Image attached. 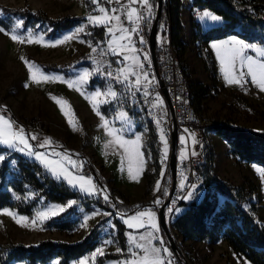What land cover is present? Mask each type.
<instances>
[{"label": "rangeland", "instance_id": "374dc122", "mask_svg": "<svg viewBox=\"0 0 264 264\" xmlns=\"http://www.w3.org/2000/svg\"><path fill=\"white\" fill-rule=\"evenodd\" d=\"M87 1L88 0H0V18L5 15L1 9V5L24 6L25 4L32 8L43 9L52 17L67 14H84L87 17L90 15H102L99 13V8L103 7V2L106 0H99L98 4L93 3L92 0H90V3ZM18 24L20 25L19 27H17ZM89 24L93 25L89 23L88 20H85L58 33H53L51 26L40 22L24 25L22 19L17 17L13 19L12 26L9 29L0 25V29L5 30L0 31V104H4L8 107L1 115L4 116L5 119L13 122L17 130H23V127L28 125L31 128L42 131L43 134H48L46 132H53L55 126L58 128L63 127V118L71 120V116H74L75 121H77L80 112L85 111L84 108L87 104L86 98L88 92L93 87V83L96 81L109 82L107 79L108 66L116 63L115 55H112L111 52L108 51V47H106V38L108 37L106 34L98 42L92 40L90 37L91 28ZM13 29H15V34L18 36L29 38V34H31V39H39L41 42L19 43L18 41H13L11 39V30ZM78 29H83V31H77ZM65 37L71 38L65 40ZM261 47L264 48V45ZM93 49H96V51H93ZM193 53L196 60L200 59L195 49ZM22 57L24 58L23 60L21 59ZM195 59L193 62L196 61ZM25 60L40 66L43 74L57 77V79L49 82L41 81L39 84L35 83L30 79V73L24 62ZM70 61H72L73 64H67L62 71L54 69L45 70L43 67L45 63H65ZM204 69L206 70L205 67ZM85 72L90 73L86 82L80 83L79 85L74 83V86L71 88L68 86L69 81L76 82L80 80ZM210 73L213 80L214 74H212L211 71ZM215 90V96L213 94L209 99L208 109L206 107L203 113L198 114L199 116H205L207 122L209 121L210 123L228 118L231 120L232 124L236 126L255 131H264V91L254 87L253 90L249 89V93L247 94H243V92L239 94L238 91L230 92L228 90H224L221 94H218L216 93L218 92L217 88ZM57 100H59L60 103H57ZM108 107L109 105L106 106V110H110ZM133 124L132 121H118L117 123H109V127L113 130L123 129L121 135L125 140L134 141L136 136H140V144L143 145L144 136H148V128L144 126L142 129L138 130L133 128ZM184 128L186 132L183 131V134L180 135V139L185 140L187 149V139L189 138V144L192 148L195 146V142L199 136L196 134L193 126L186 125ZM23 133L35 152L46 153L48 157H52L54 152H58L46 151L44 148L34 147L24 130ZM126 133H129L130 136H127ZM204 135L205 134H203V136ZM99 136L103 151L110 156L113 161L122 163L124 153L127 155L124 148H120L119 145L115 144L105 147L106 143L112 139V137L107 135L105 129L99 133ZM216 137V139L212 140V143L208 141L215 152L213 171L221 178H229L238 185L246 178L255 181L258 186L256 198L258 203L257 215L258 219L264 222V178H262L264 177V168L255 162H248L231 156L227 141L221 136ZM47 140H49V136L45 137L44 135L43 140H40V145L44 144ZM0 145L5 147V149L0 152V155L4 157L10 153L17 152L37 160L35 156H29L27 151L22 152L18 148H9L2 143H0ZM20 147L23 146L21 145ZM126 147L128 149L132 147L133 151L135 148L134 145H127ZM184 150L181 152L184 153ZM139 151L141 157H136L134 152H132V159L129 157L132 168H134L136 172H138L139 166L141 165L140 159L142 158L144 163L147 158L144 147H140ZM58 154H60V159H62V157L64 158V153ZM70 157L71 158L65 161L64 166H66L73 175H83L86 178H91L95 186V192H99L103 197L107 196L110 200L112 209L94 207L91 210H87L74 199H70L69 202L64 204L61 202L44 201V198L40 199L33 214L30 216L12 208H0V241L7 242L12 240L29 244L38 243L45 238H51L53 240L75 242L81 240L95 223L100 222V239L103 237L112 241L108 248H103V252H119L117 249L121 250L115 239L117 227L113 222V218L115 215L122 218L125 214L118 213L115 210V197L110 196L111 190L107 187L102 173L98 170L96 171V176L90 163L82 154ZM73 162H75L76 165H82V167H73ZM15 164L16 159L11 158L10 166L14 167ZM86 168L88 169V173L85 171ZM258 169L261 171H258ZM46 171L53 175L49 170L46 169ZM73 188L79 189L83 194L92 195L85 191H81L78 186ZM29 195L32 196V192ZM73 201H75L74 207L69 209V206L73 205L71 203ZM53 206L63 207L65 209L63 212H67L64 217L72 219V223H74L73 226L70 228H58L53 224V219L58 217L62 212H58L55 216H52L49 212V218L46 220L37 218V213L48 212ZM149 207L151 206L149 205ZM4 209L16 213V219L4 214ZM21 216L27 219L17 223V220H19ZM85 217H88L86 226H82L85 224ZM167 218L169 221V217ZM157 219L155 215L156 223H158ZM33 220L36 221L35 224L32 223ZM145 221H147V217ZM172 233L174 235V231H172ZM156 235L160 238V240H156L157 246H161L160 241H162V247L167 248L168 252L171 254L165 257L166 262L170 260L171 264H180L174 258L172 249L161 226H159V232H157ZM174 238L178 244L181 243L179 244V249L185 253V258L190 264H252L245 258H239L238 254L226 241L223 242L217 239L208 242H198V245L196 241L192 239L181 240L183 239L182 237L177 238L175 235ZM97 248L100 247L96 246L93 251L80 258L71 260L70 264H81V261H84V264H95L99 255L93 259L92 254ZM114 260L119 261L120 264L124 263V261H120L119 258ZM116 261H114V264H118ZM12 264L25 263L23 261H14ZM42 264H60L59 257H54Z\"/></svg>", "mask_w": 264, "mask_h": 264}, {"label": "trees", "instance_id": "16d2710c", "mask_svg": "<svg viewBox=\"0 0 264 264\" xmlns=\"http://www.w3.org/2000/svg\"><path fill=\"white\" fill-rule=\"evenodd\" d=\"M87 2L90 3V0ZM182 0H163L160 23L157 34L163 33L171 37L178 44L180 63L189 44L184 42L182 34L184 26L180 19ZM209 8L224 18L221 25L213 26L204 31L199 25L196 27L198 47L204 59V67L214 74L213 55L205 44L211 39L221 38L228 34H236L246 42L264 43V0H192V8ZM4 17L0 18V25L6 29L12 26L14 18H21L24 25L40 22L52 27L53 33L74 26L87 20L84 14L50 16L45 10L24 6L1 5ZM194 23L195 20L193 19ZM161 25H163L161 27ZM91 28L90 37L98 42L105 33V26ZM158 37V35H157ZM202 42V43H200ZM203 42L205 44H203ZM65 63H45V70L62 71ZM213 78V77H212ZM192 92V102L197 113L204 109L203 101L215 94V88L202 82L188 80ZM106 106L101 105L100 110L107 113ZM206 130H213L224 138L229 144L231 156L248 162H255L264 168V131H255L232 124L228 118L215 122H207ZM144 148L153 165V170L146 173L147 185L144 196L155 194L159 203H163L171 186V172L166 171L158 160L154 135L150 132L145 141ZM5 149L0 145V152ZM206 163L203 167V179L199 186L200 195L189 207L179 205L165 209L166 218L174 235L183 240H223L226 241L239 258H245L252 264H264V222L258 219L257 191L258 186L250 178L241 184H235L229 178H221L213 171L215 152L213 147L204 139L199 145ZM11 158L16 159L14 167L10 166ZM85 171L88 173V169ZM159 182V190L157 183ZM32 192V196L29 194ZM111 194L116 198V207L120 211L130 212L132 208L146 203L127 204L126 196L118 188H113ZM41 198L44 201L67 203L74 198L86 209L95 205L111 208L109 199L100 193L87 195L77 188L70 186L64 179H58L48 173L43 164L21 153L13 152L0 161V208H12L20 213L32 215ZM74 206H69L72 209ZM173 209L169 212V209ZM112 209V208H111ZM179 209V211H176ZM70 211V210H68ZM67 213V212H66ZM65 212L53 219V224L58 228H70L74 223L72 219L65 218ZM168 219V218H167ZM113 222L117 227L115 239L122 251L126 249L127 233L129 228L123 219L117 215ZM101 223L97 222L90 231L79 241L53 240L45 238L38 243L25 244L21 241H0V264H12L14 261H23L25 264H42L54 257H59L60 264H70L71 260L78 258L96 248L99 238ZM108 251L99 255L95 264H103L108 258H119L123 252ZM185 257V253L180 250ZM193 264V263H192Z\"/></svg>", "mask_w": 264, "mask_h": 264}, {"label": "crops", "instance_id": "0c3cea01", "mask_svg": "<svg viewBox=\"0 0 264 264\" xmlns=\"http://www.w3.org/2000/svg\"><path fill=\"white\" fill-rule=\"evenodd\" d=\"M121 1L129 2V0H121ZM151 2L156 4V0H149V3ZM182 2H183V5L181 7V12H180V19L184 26L182 37H183L184 42L189 44L188 49L183 58V63L185 66L184 72H185L187 81L190 80L193 82H202L211 87H214L215 89L217 88L218 92L216 93L218 94H221L224 90H228L230 92L238 91L239 94L242 92L243 94H247L249 93L248 90L249 89L253 90L254 87L260 90L255 84L251 82L250 77H246L248 82L244 83L243 87L239 85L228 84L224 78V74L221 71L220 59L216 55L217 50L213 49L211 45L213 43L231 41L233 38L239 39V40L244 41L245 43H248L243 38H241L240 36L236 34H228L221 38L211 39L207 42V44L203 42V44H205V47L209 48V50L211 51L213 55L214 67L217 73L216 80L213 79L214 80L213 82L210 71H207L204 69V59L202 56H200L201 52L198 47L199 40L196 39L195 32H196L197 25H199L200 28L204 31L207 28L223 24L224 18L220 16L219 14H217L216 12L206 7L192 8V0H182ZM204 12H208L211 15L218 16L220 19L218 21H213L210 18L204 17L203 16ZM193 19L195 20V23ZM162 26L163 25H161V27ZM105 34L106 36H108L106 38L107 39L106 47H108V51L111 52L112 55H115L116 63H114L113 65H115L116 69L118 70V74H119L118 81L115 84H112L109 81V77L107 75V79L109 81L108 83L105 81L94 82L93 87L88 92V95L86 98L87 104H86V107L84 108L85 111L80 112L78 120L75 121L74 116H71V120L63 118L62 119L63 127L58 128L57 126H55V128L53 129V132L55 134L52 131L46 132L48 134H45V137L52 135V136L61 138L65 141V143L70 148L69 150L67 149L57 150L58 151L57 153L67 154L68 158H71L70 156H79V154H82V156H84V158L90 163V166L92 167L96 176H97L96 171L99 170L102 173L103 178L105 179L107 183V187H109L110 190H112L113 188H118L120 191H122V193H124V195L126 196V199L128 200L126 202L127 204L139 203L142 200L146 201L145 204L132 208L130 212H125V211H120L117 209L116 198H115L114 200L115 210L118 213H124L125 215L122 217L124 218H126V216L130 217L131 214H134L137 211L147 210V211L154 212L157 218H159V215H158L159 207L158 206L160 205V203L156 202V201H159V197H155L156 193H154L153 195L149 197L144 196L145 191H146V185H147L146 173L150 170H153V165L151 164L148 154L146 153L147 158L145 159L142 165V170H141V165H140L138 172H136V170L132 168V163L130 161V158L132 159V152H134L132 147H129L128 152H126L127 155H125L124 153L122 163L113 161L111 157L108 156L101 148L102 145H101L99 133L104 131V128L100 127L103 121H101L100 116L96 114V111L93 108V103H95L101 115H103L109 123L111 122L117 123L118 121H122L119 118L120 114L125 113L126 120H123V121H132L134 123L133 128H136L139 130V129H142V127L144 126H147L145 123L143 114H142V107H141V97H142L143 89H144V82H143L144 77L143 75H140V73L141 71L143 72V70L135 69L137 74L140 75V79L142 82L139 87L135 84L136 76H129V79L127 81H124V75L127 74L126 70L132 65L131 59L124 60V55L131 56L135 54L137 55L138 59L144 65L145 63L151 60L150 53L148 52L147 45L145 43H140V37L139 38L137 37L138 38L137 40H133V37H132V42L134 44V47L139 50L138 53H132V52H128L127 50H125L123 51V54H121V49L117 47L116 54H113L109 48V41L112 40V36L109 35L108 28L106 26H105L104 35ZM115 35L119 37L121 34L117 31L115 32ZM157 35L161 36L163 35V33L160 32V34H157ZM248 44L260 46V47L264 45V43H255V42H250ZM113 46L116 47V45H113ZM194 49L196 50V52H198V56L200 58L198 60H196L193 56ZM145 54H147L148 56L147 60L144 59ZM247 54L253 56L254 58L256 57V53L254 51H248ZM194 59L196 60L195 62H193ZM122 70H125V71H122ZM108 89H112L113 91L117 92V97L115 99H112L111 96L106 95ZM97 91H100L102 93L100 97L95 96V93ZM211 97L212 96H210L209 98H206L203 101L204 109L200 113H203L206 107L208 109V102ZM104 100H107L108 102L101 103V101H104ZM107 104L109 105L108 109L110 110H106L107 113H103L100 110V106L107 105ZM69 121H72V123L70 124ZM183 130L185 131V128H183ZM126 134L127 136H130L129 133H126ZM198 136L199 137L197 138L195 142V146L192 148L189 144V138L187 139L188 148L186 149L185 147V150H184L185 152L183 153V155H186L189 151L190 152L196 151L199 148V145L203 139L204 140L206 139L205 140L206 142L210 141L212 143V140L216 139L217 138L216 136H219V135L216 134L214 131L207 130L204 136L202 134H199ZM147 137L148 136L145 135L143 138L144 141H143V145H141L142 148L144 147ZM46 151H50V150H46ZM62 159L64 158L62 157ZM130 168H131V175L129 174ZM110 196L115 197L112 194H110ZM70 199H74V198H70ZM149 205L151 207H149ZM94 207L99 208L100 206L95 205ZM91 209H87V210H91ZM144 219L146 220V217ZM157 222H158L157 225L159 228L160 226L159 219H157ZM147 230H150V229H140L139 231H134L133 229L128 230L126 249L123 251L121 249V251L123 252V256L119 257L120 261L123 260L125 262V261L132 259L130 252H128V249H130L131 247L129 243V235L131 234V235L139 236L140 234L146 232ZM100 237H101V229L99 230L98 242L100 240ZM101 239L107 240V238H103V237ZM192 240L196 241V244L198 245H199L198 242L210 241V240H202V239H192ZM220 241H223V240H220ZM153 243L157 246L156 241H153ZM97 246H98V243H97ZM89 252H86L85 254ZM81 256H79L78 258H80ZM114 259H117V258H108L104 261L103 264H114V261H116ZM116 262L120 264L119 261H116Z\"/></svg>", "mask_w": 264, "mask_h": 264}, {"label": "snow or ice", "instance_id": "6c2138e0", "mask_svg": "<svg viewBox=\"0 0 264 264\" xmlns=\"http://www.w3.org/2000/svg\"><path fill=\"white\" fill-rule=\"evenodd\" d=\"M92 2L98 4L99 0H92ZM117 2H119V0H117ZM135 4H140L141 7L145 11H147L148 16L146 17L144 15V12L138 9L137 7H132V5ZM152 8L153 5L149 3V0H129V9L123 13L124 19L121 18V15L116 14L118 10H107L104 7H100L99 13H101L102 15H90L87 17V20L94 26H106L108 28V33L110 36H112V40L109 41V48L113 54H116L117 47L121 49V54H123V51L125 50L132 53H138L139 50L134 47L132 37L133 35L139 36L140 43H144L143 36L141 35L140 24L141 22L146 21L147 18L151 17ZM203 16L210 18L213 21H218L220 19L218 16L211 15L208 12H204ZM125 20L127 21V23L135 24L136 26L132 27L131 29L126 28L124 26ZM19 26L20 25L18 24L17 27ZM0 31L5 30L0 29ZM77 31H83V29H78ZM117 31L121 34L119 37L115 35V32ZM30 37L31 34H29V38L18 36L15 34V29L11 30V39L13 41H18L19 43L41 42L39 39L34 40ZM70 38L71 37H65V40ZM113 45H116V47H114ZM211 47L217 50L216 55L220 59L221 71L223 72L224 78L228 84L239 85L243 87V84L248 82L246 77H250L251 82L255 84L261 91H264V48L245 43L244 41L235 38H233L231 41L213 43ZM93 51H96V49H93ZM248 51H254L256 53V57L254 58L253 56L248 55ZM21 59L23 60L24 58L22 57ZM129 59H131L132 65L126 70L127 74L124 75V81H127L129 79V76H136L135 84L139 87L142 83L140 75H143L144 82H147L148 74L146 72L141 71L140 75H138L135 71V69H143V63L138 59L137 55H124V60ZM144 59H148L147 54H145ZM24 62L30 73V79L35 83L39 84L41 81L49 82L51 80L57 79V77L43 74L40 69V66L35 65L34 63L29 62L27 60H25ZM89 75V72H85L83 76H81L80 80L76 82L69 81L68 86L71 88L74 86V83L76 85H79L80 83L86 82ZM107 75L112 76V73L108 72ZM117 79H119V76H117ZM147 94L148 93L145 90V95ZM101 95L102 93L100 91H97L95 93L96 97H100ZM106 95H109L112 97V99H115L117 97V92L113 91L112 89H108ZM157 101L158 105L153 106H162L163 102L160 101V98L158 96ZM107 102V100L101 101V103ZM57 103H60V101L57 100ZM93 108L96 111V114L100 116L101 121H103L100 127L106 130V133L109 137H112V139L106 143L105 147H109L110 145L115 144L119 145L120 148H124L125 152H128V148L126 146L134 145V152L136 157H141V153L139 151L141 147V137L136 136L134 141L123 139L121 135L123 129L113 130L112 128H110L109 122L105 119L103 115H101L95 103H93ZM119 118L122 121L126 120L125 113H121ZM69 123L71 124L72 121H69ZM32 139H36V137L33 136ZM160 140L163 142L164 157L166 158L168 152V142L165 138L163 129H161ZM0 143L7 145L9 148H18L22 152L27 151V154L29 156H35V158L40 161L44 165V167L50 172H52V174L58 179L63 178L71 186H78L81 191H85L88 194H96L94 190L95 186L91 178H86L83 175H73V173L66 166H64L65 161L68 159L67 154H64V159H60V154L58 153H53L52 157L55 158H52L48 157V154L46 153L35 152L32 149V146L28 143L23 133V130H17L14 127L13 122L9 121L8 119H5L2 115H0ZM21 145L23 147H20ZM50 145L51 141L49 139L40 146L45 147ZM181 158H185L183 153L181 154ZM3 160L4 156L0 155V161ZM140 164L142 170V158L140 159ZM72 166L82 167V165H76L75 162H73ZM258 171L261 170L258 169ZM129 174L131 175V168L129 169ZM183 187L184 183L182 181L181 188ZM195 189L196 185H192L190 190L184 195L183 198L186 200H191L194 197L200 195L195 191ZM157 190H159V182L157 183ZM104 198L106 200L108 199L107 196H105ZM156 202L159 203V201ZM71 203L74 204L75 201ZM64 210L65 209L63 207L53 206V208H50L48 212L37 213V218L41 220H46L49 218V212L52 216H55L58 214V212H63ZM3 211L4 214L12 216L13 219H16V213H13L8 209H4ZM172 211L173 209L170 208L169 212ZM176 211H179V209H177ZM145 217H147V221H145ZM26 219V217L21 216L19 217V220H17V223ZM87 219L88 217H85V224L82 226H86ZM122 219L123 223L126 224L129 229H133L134 231H139L140 229H150L140 234L139 236L131 234L129 235V243L131 245L129 252L132 256V259L125 261L124 264H171L170 260L166 262L165 257L170 256L171 254L168 252L167 248L162 247L163 242L160 241L161 246H156L153 243V241L160 240V238L156 235V233L159 231V228L155 221L154 212L147 210L137 211L130 217H122ZM32 223L35 224L36 221L33 220ZM105 243L111 244L112 241H105ZM117 251L121 250L117 249ZM97 255H104L103 248H97L95 250V252L92 254L93 259H95ZM81 264H84V261H81Z\"/></svg>", "mask_w": 264, "mask_h": 264}, {"label": "built area", "instance_id": "2783aa9c", "mask_svg": "<svg viewBox=\"0 0 264 264\" xmlns=\"http://www.w3.org/2000/svg\"><path fill=\"white\" fill-rule=\"evenodd\" d=\"M152 15L147 18L146 21L141 22L140 29L143 36L144 43L147 45L148 52L150 48L148 44V35L156 15V4L152 3ZM107 10L116 9V14L121 15L124 19L123 13L129 9V2L117 0H106L102 5ZM144 12L147 17V11H145L140 4L132 5ZM124 26L131 29L135 27V24H129L125 20ZM139 36L133 35V40H137ZM157 49V67H155L152 59L143 65V72L148 74L147 82H144L143 94L141 97L142 114L145 119V123L148 127V133L154 135V141L157 149L158 160L166 171L170 165V150H171V132L174 127L177 129L178 139L176 142V162H175V184L168 190L167 196L169 197V206L177 207L182 205L189 207L191 203L196 200L194 197L191 200L184 199V195L190 190L192 185H196L195 191L200 193L199 186L203 179V167L206 163V158L203 152L196 151L188 152L184 155L185 158H181V152L186 147L185 140L180 139V135L183 134V128L186 125H191L195 128L196 133L202 134L205 131L207 125V119L205 116H199L195 105L192 102V92L185 76L184 69L182 68L178 57V44L171 37L161 35L157 37L156 42ZM151 57V53H150ZM108 72L112 73L109 77V81L115 84L118 79V70L115 65L110 64ZM145 90L147 95H145ZM170 97L169 104L167 96ZM157 96L162 101V106L158 105ZM8 108L4 104H0V115L4 110ZM26 125V124H25ZM161 129L164 130L165 138L168 142L167 157H164V145L160 140ZM27 137L34 147L44 148L50 151L57 150H69V146L61 138L49 136L51 141L50 146L41 147L40 140H43L45 134L42 131L34 129L26 125L23 127ZM36 139H32V137ZM194 153V154H193ZM183 181L184 187L181 188V182ZM169 194V195H168ZM161 204V203H160ZM106 239H100L98 247L107 248L110 244H106Z\"/></svg>", "mask_w": 264, "mask_h": 264}, {"label": "water", "instance_id": "95a60500", "mask_svg": "<svg viewBox=\"0 0 264 264\" xmlns=\"http://www.w3.org/2000/svg\"><path fill=\"white\" fill-rule=\"evenodd\" d=\"M162 3H163V0H156V6H157L156 15H155V19H154V22L152 24V27L150 29L149 36H148V44L150 48L151 59L155 67H157V58H156L157 37L156 36H157V30H158L159 23H160ZM166 96H167V100L169 104H171L170 97L168 96V94H166ZM177 139H178L177 129L176 127H174L171 132V150H170V165H169V169L171 172V186H170L171 188L174 186L175 181H176L175 180V162H176V157H177V154H176ZM168 205H169V197L167 196L164 202L158 206L159 207V214H158L159 218L158 219H159L161 229L166 236V239L172 249V253L176 261H178V263L180 264H190V262L180 254L179 244L174 238L169 221L165 216V209Z\"/></svg>", "mask_w": 264, "mask_h": 264}]
</instances>
